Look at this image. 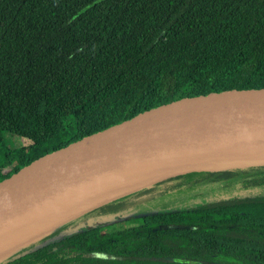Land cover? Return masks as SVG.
I'll return each instance as SVG.
<instances>
[{"label": "trees", "instance_id": "16d2710c", "mask_svg": "<svg viewBox=\"0 0 264 264\" xmlns=\"http://www.w3.org/2000/svg\"><path fill=\"white\" fill-rule=\"evenodd\" d=\"M251 89H264V0H0V180L158 106ZM3 133L28 144L2 152ZM202 182L230 196L53 232L0 264H264V163L151 189Z\"/></svg>", "mask_w": 264, "mask_h": 264}, {"label": "water", "instance_id": "95a60500", "mask_svg": "<svg viewBox=\"0 0 264 264\" xmlns=\"http://www.w3.org/2000/svg\"><path fill=\"white\" fill-rule=\"evenodd\" d=\"M264 163V89L137 114L0 180V261L70 220L190 173Z\"/></svg>", "mask_w": 264, "mask_h": 264}, {"label": "rangeland", "instance_id": "374dc122", "mask_svg": "<svg viewBox=\"0 0 264 264\" xmlns=\"http://www.w3.org/2000/svg\"><path fill=\"white\" fill-rule=\"evenodd\" d=\"M2 137L4 140L2 152L14 150L24 144H28L26 139L8 133H3ZM179 183L180 182H178V184ZM176 185L177 184H169L157 186L152 189L151 187H148V192H142L139 194L138 192H140V190L128 194L122 197V199L120 198L122 201L119 203V208L128 209L113 217H110L112 215L97 213L94 211L95 209L88 211L53 231L54 233L52 232L53 236L50 240H58L91 227L112 224L113 222L130 217L132 222V216L136 215L181 209L197 203L227 198L230 196L229 190L231 189L225 184L212 182H202L195 185H185L184 183H181L179 186L175 187ZM102 206L98 208H101ZM121 223L123 222L120 221L118 223L119 226L122 225ZM42 238L32 242L28 246L39 245Z\"/></svg>", "mask_w": 264, "mask_h": 264}]
</instances>
